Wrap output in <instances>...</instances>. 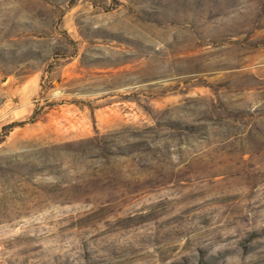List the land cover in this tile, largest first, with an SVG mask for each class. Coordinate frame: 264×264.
Listing matches in <instances>:
<instances>
[{"label": "rangeland", "instance_id": "rangeland-1", "mask_svg": "<svg viewBox=\"0 0 264 264\" xmlns=\"http://www.w3.org/2000/svg\"><path fill=\"white\" fill-rule=\"evenodd\" d=\"M0 264H264V0H0Z\"/></svg>", "mask_w": 264, "mask_h": 264}]
</instances>
